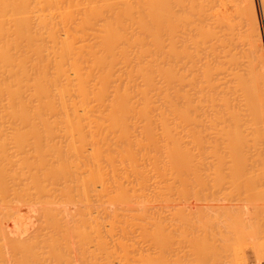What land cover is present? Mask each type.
Segmentation results:
<instances>
[{"label":"bare ground","instance_id":"bare-ground-1","mask_svg":"<svg viewBox=\"0 0 264 264\" xmlns=\"http://www.w3.org/2000/svg\"><path fill=\"white\" fill-rule=\"evenodd\" d=\"M216 2L0 0V264H141L153 176H264L254 0Z\"/></svg>","mask_w":264,"mask_h":264},{"label":"rangeland","instance_id":"rangeland-1","mask_svg":"<svg viewBox=\"0 0 264 264\" xmlns=\"http://www.w3.org/2000/svg\"><path fill=\"white\" fill-rule=\"evenodd\" d=\"M260 2L254 0L264 57ZM231 3L217 0L214 10ZM151 182L154 193L142 201L141 264H264V176H153ZM198 216L212 221L213 230L198 233ZM186 217L193 227L183 226ZM228 225L235 229L226 232ZM197 235L202 241L194 247Z\"/></svg>","mask_w":264,"mask_h":264}]
</instances>
